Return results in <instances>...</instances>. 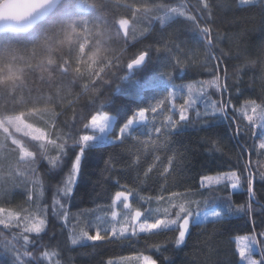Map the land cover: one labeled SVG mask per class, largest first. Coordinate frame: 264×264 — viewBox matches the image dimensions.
Segmentation results:
<instances>
[{
  "label": "snow or ice",
  "instance_id": "6c2138e0",
  "mask_svg": "<svg viewBox=\"0 0 264 264\" xmlns=\"http://www.w3.org/2000/svg\"><path fill=\"white\" fill-rule=\"evenodd\" d=\"M255 4L256 0H236V10L242 11ZM261 5L264 7V0H261ZM215 7L219 5L212 0L176 5L150 3L149 0H0V188L15 185L21 178L25 185H33L24 193L27 207L0 206V254L9 257V264H60L59 259H54L60 256V252L48 250L52 247L51 238L48 243L44 241L50 216L62 221V226H68L70 217L76 220L69 233L72 245L84 241L93 244L131 241L140 238L141 234L167 237L166 243L177 247L184 244L194 215H200L199 211L194 213L192 210L193 204L199 208L200 201L192 199L195 193L191 188L169 191L161 185L158 194L142 196L135 187L130 188L117 180L120 190L115 191L111 198L108 205L110 211L97 216L95 222L73 217L68 202L73 197L83 157L103 143L123 144L129 139L135 140L143 151L153 154L152 162L143 171L144 177L148 178L156 170L166 178L172 167V158L161 170L157 168V161L161 158L155 153L166 148L168 138L191 122L193 112L205 124L214 119L227 121L233 136L242 141L237 164L216 175L202 176L200 187L211 189L213 185L224 184L235 191L246 185L249 197L247 205L234 206L229 199L223 212L214 210L210 214L205 213L203 220L208 221L210 217L219 220L232 212L251 214L256 197L254 185L257 178L264 181V97L245 99L239 103V96L243 93L238 92L236 103L233 102L231 89L234 85L228 83L227 70H223V78L220 75L225 54L222 49L219 56L215 54L221 39L219 32L213 28ZM120 10L124 14L116 19ZM109 15L113 18L111 21L107 19ZM177 19L186 22L188 29L198 35L197 43L205 49L203 63L212 64V78L186 86H173L165 98L172 101L170 114L159 123L157 117L164 109V100L149 107L137 108L118 126L101 103L99 107L93 104V110L74 121L71 132H65L63 129L67 123L59 121V113L52 107L58 102L55 95L22 94L28 75L39 71L41 77L52 85L67 81L95 95L97 86L107 83L105 77L126 54L121 48V55H116V50L110 47L113 37L108 35L109 24L115 28L116 40L135 48V44L129 45V40L139 43L137 36L149 32V28L138 27V21L152 27L153 22L164 26ZM175 48L176 52H181L180 46ZM151 49L152 45H147L128 55L127 69L133 70L150 61ZM165 50L176 59L177 65L181 68L185 66L180 56L175 55L167 44ZM182 54H190L196 59L201 56L195 47ZM259 55L264 58V50ZM210 89L214 91L210 92ZM214 94L217 96L215 99ZM177 96L183 101L179 105L175 104ZM149 113L152 114L151 119ZM177 113L178 119L174 118ZM45 115L47 120H43ZM29 120H43L47 130L34 127ZM149 124L151 129L147 130ZM137 128L146 131L137 135ZM21 133L22 137L18 135ZM142 136H147V139ZM253 155L256 156L255 161ZM139 159L137 155L134 163H139ZM44 160L60 177L51 204L41 203L44 183L39 178L37 165L42 166ZM252 224L250 233L235 238L236 264H264V227L257 231L254 220ZM168 233L174 235L168 237ZM162 247L151 245L156 252ZM106 264H157V261L152 255L138 251L118 260L109 259Z\"/></svg>",
  "mask_w": 264,
  "mask_h": 264
},
{
  "label": "trees",
  "instance_id": "16d2710c",
  "mask_svg": "<svg viewBox=\"0 0 264 264\" xmlns=\"http://www.w3.org/2000/svg\"><path fill=\"white\" fill-rule=\"evenodd\" d=\"M149 2L176 5L185 2L195 4L196 0H149ZM212 2L219 5L213 9L215 18L213 28L219 32L221 38L215 54L219 56L221 49L225 54L220 65V75L223 78V70H227L228 83L234 85L231 89L233 102L236 103L238 92L243 93L239 96V103L245 99L264 97V58L259 55L261 50H264V7L261 0H256L255 6L246 7L242 11L236 10V0ZM122 14L123 10H120L116 19ZM107 19L111 21L113 18L109 15ZM137 23L140 28H149V32L144 36H137L139 43L129 40V45L135 44V48L116 40L115 28L111 24L108 25V35L113 37L110 47L116 50V55H121L119 51L121 48L125 49L126 54L105 77L107 83L97 86L95 95L84 92L81 87L73 86L67 81L52 85L41 77L39 71L28 75L22 94L25 96L29 93L33 96L42 94L45 97L55 95L58 102L52 107L59 113V121L67 123V127L63 129L65 132H71L73 122L92 111L93 104L99 107L101 103L104 104L105 111L114 115V123L118 126L137 108L149 107L157 101L164 100V109L157 117L159 123L170 114L169 109L172 107V101L165 99L167 92L172 90L173 86H186L199 80L211 79L212 64L203 63L202 54L205 49L197 43L198 35L188 29L186 22L177 19L169 21L164 26L159 22H153L152 27L143 21ZM165 44L184 61L183 68L177 65L176 59L165 50ZM147 45H152L151 60L146 61L145 65L128 70L126 67L128 55ZM177 45L180 46L181 52H176ZM193 47L201 53L199 59L193 58L190 54L188 56L182 54ZM157 48L161 51L157 52ZM237 56L240 58L237 59ZM61 96L64 97L63 100L59 99ZM215 98L217 96L214 94L213 99ZM69 101L72 103L69 104ZM182 102L177 96L175 104L179 105ZM151 116L149 113V119ZM174 118L178 119V113ZM47 119L48 116L45 115L43 120ZM43 120L28 122L33 123L34 127L47 130L44 128ZM190 121L168 138L166 148L155 153L161 158L157 161V168L161 170L163 166H167L168 159L172 158V167L166 178L161 177L156 170L150 173L148 178L144 177L143 171L152 162L153 154L143 151L135 140L129 139L123 144L103 143L86 152L73 197L68 202L72 216L83 221L95 222L97 216L106 215L110 211L108 205L112 196L115 191L120 190L116 184L117 180L130 188L135 187L142 196L158 194L161 185L169 191L191 188L195 193L192 199L200 201L199 208L195 204L191 206L193 212L209 209L223 212L229 199L234 206L247 205L249 197L246 185L235 191L224 184L213 185L211 189L200 187L202 176L216 175L237 164L242 143L240 138L233 136L227 121L214 119L205 124L194 112L190 115ZM76 127H80L79 123ZM150 129L149 124L147 130ZM135 131L137 135H141L146 129L137 128ZM18 135L22 137L23 134ZM142 138L147 139V136ZM137 155L140 157L139 163H134ZM252 159L255 161L256 156L253 155ZM12 163H15L14 159ZM37 169L39 178L44 183L41 203L51 204L60 177L55 174L56 170L50 169L46 160L42 166L38 164ZM31 188L33 185L31 183L25 185L22 178L17 179L15 185L9 184L6 188H0V206L27 207L24 193ZM254 189L256 197L252 202L251 214L232 212L219 220L193 221L190 234L179 247L173 243H166L167 237H151L144 234L131 241L116 240L95 244L84 241L82 244L72 245L69 233L76 220L70 217L68 226H62V221L51 216L44 241L48 243L51 238L52 247L48 250L60 252V256L54 258L59 259L60 264H106L109 259L118 260L121 256L135 255L138 251L152 255L157 264H236L238 256L235 255V237L250 233L253 229V220L257 231L264 227V181L257 178ZM133 202L135 203V200ZM81 213L83 215H80ZM173 235L168 233V237ZM153 244L163 245L161 251L156 252L152 249ZM0 264H9V257L0 254Z\"/></svg>",
  "mask_w": 264,
  "mask_h": 264
},
{
  "label": "rangeland",
  "instance_id": "374dc122",
  "mask_svg": "<svg viewBox=\"0 0 264 264\" xmlns=\"http://www.w3.org/2000/svg\"><path fill=\"white\" fill-rule=\"evenodd\" d=\"M111 116H113V118H114V115L113 114H111V113H109ZM214 210H216V209H209V210H203V211H199L200 212V215L199 216H195L194 215V218H193V221H204L203 220V215L205 214V213H211L212 211H214ZM194 213H196V212H194ZM209 219H212L211 217L209 218ZM236 238V237H235Z\"/></svg>",
  "mask_w": 264,
  "mask_h": 264
}]
</instances>
